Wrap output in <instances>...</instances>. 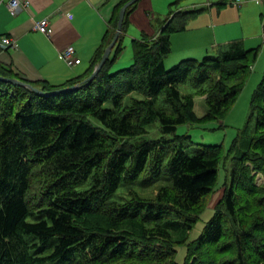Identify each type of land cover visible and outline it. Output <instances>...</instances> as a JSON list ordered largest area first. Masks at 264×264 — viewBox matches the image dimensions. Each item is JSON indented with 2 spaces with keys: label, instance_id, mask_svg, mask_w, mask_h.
<instances>
[{
  "label": "trees",
  "instance_id": "trees-1",
  "mask_svg": "<svg viewBox=\"0 0 264 264\" xmlns=\"http://www.w3.org/2000/svg\"><path fill=\"white\" fill-rule=\"evenodd\" d=\"M116 7L103 45L83 74L60 85L31 82L0 63V76L21 80L44 92L79 88L57 96L0 80V264H264V78L252 100L257 125L241 153L234 143L228 156L221 145L203 146L190 156L191 135L134 144L155 123L163 135L188 124L222 120L245 89L261 48L242 41L217 55L187 59L171 69L172 37L187 30L205 8L171 11L160 32L132 42L133 64L112 71L124 52L129 17L110 58L91 83H84L115 37L121 9ZM184 0H175L171 9ZM223 0L218 8L233 4ZM195 79L206 96L199 117L195 98L179 85ZM138 94L141 98L135 96ZM112 102L113 107L106 104ZM231 160L219 187L220 167ZM143 176V185H160L153 196L123 184ZM214 216L191 241L201 215ZM30 217L39 218L31 222ZM26 236L43 243L35 254ZM45 244V245H44ZM186 248L185 262L177 261Z\"/></svg>",
  "mask_w": 264,
  "mask_h": 264
},
{
  "label": "crops",
  "instance_id": "crops-1",
  "mask_svg": "<svg viewBox=\"0 0 264 264\" xmlns=\"http://www.w3.org/2000/svg\"><path fill=\"white\" fill-rule=\"evenodd\" d=\"M9 1L0 0V63L23 79L35 83L47 81L54 85L63 84L88 70L91 59L108 34L115 9L122 2L20 0L28 5L14 14L10 10ZM222 1L207 0L202 8H209V15H199L190 21L186 31L173 35V52L167 61L173 56L174 59L199 60L207 55H217L226 44L236 40L233 35L235 27H239V31H236L239 32L238 39L242 40L247 49H253L259 44L264 32L263 0H240L218 8L219 11L215 12V7ZM174 2L175 0H141L129 17L127 38H131L133 42L140 39L142 34L156 36L164 21L159 18L161 13L156 10V6L161 5L164 11V6L169 5L171 8ZM234 4L243 5L242 10L238 11L233 7ZM195 5L196 3L193 4ZM228 6L232 7L230 9L235 16L239 14L237 26L224 20ZM43 19L50 21L53 29L50 36L35 29L36 23ZM239 21L242 22V27ZM4 37L13 40L15 46L3 49L1 39ZM68 46L75 48V58L81 60L74 67H69L62 56V51Z\"/></svg>",
  "mask_w": 264,
  "mask_h": 264
},
{
  "label": "rangeland",
  "instance_id": "rangeland-1",
  "mask_svg": "<svg viewBox=\"0 0 264 264\" xmlns=\"http://www.w3.org/2000/svg\"><path fill=\"white\" fill-rule=\"evenodd\" d=\"M206 2L207 0H184L178 6L176 5L172 9L170 8L169 5H167V7L164 6V11H162L163 7L161 5H157L156 10L159 11V13H161L159 18L161 20H166L171 11L176 12L178 9L181 8L185 11L202 9L203 5H205ZM194 3H196L195 6H193ZM233 7L236 8L237 10L238 9L242 10L243 5L234 4ZM230 8L232 7L228 6L227 17L225 18L223 17V18L226 21L229 20L231 25L237 26L238 23L237 17L239 16V14L235 16L234 11L231 10ZM214 10L215 12L219 11L218 6L215 7ZM207 15H209V8L205 7L204 12L200 16H207ZM241 21H239V24L242 27ZM234 30L235 31L233 32V35L236 38V40L234 39L230 42L242 41L238 39L239 32H236L239 31V27H235ZM263 34L264 32H262L261 34L262 38L258 44L259 46L258 45L255 46V48L257 47L261 48L260 57L256 65L253 67L251 76L247 82L245 89L241 93L237 103L235 104L233 109L226 115L224 119L216 120L205 124L182 125L177 128L176 132L166 135H163L161 133L160 124L155 123L151 127H149L148 134L134 139L133 143L134 144L143 143L145 141L156 140L162 137L171 140L174 139L177 135L188 134L191 135L193 140V145L186 150L187 154L190 156L196 155L203 146H209V145L223 146L224 156L225 155L228 156L234 143L238 144V152L241 153L244 149L245 144L248 143L251 140L252 136L254 135L257 125V116L256 114H253L252 111V100L257 92L260 83L264 78V39H263L264 35ZM123 44L125 49L123 54L120 55V57L116 61L114 68L112 69V71L114 72L130 67L133 64L134 54H133L132 39L131 38L129 39L126 36L124 38ZM182 60H183L182 58L174 59L173 56L169 61L166 62V67L168 69H171L175 65L179 64ZM199 88L200 86L197 85L195 79H188L187 81L179 85V90L181 91L182 94L194 96L195 112L199 117H202L207 112V104H206V96L197 95ZM135 96L141 98V96L138 94H135ZM106 107L107 108L113 107L112 102L107 103ZM230 169H231V160L229 161L226 160V163H223L220 167L219 187L226 182L227 178L229 177ZM263 177L264 176L262 174H258L257 181L259 184L264 182ZM144 180L145 178L143 176H140L135 182L123 184L121 188L118 190L117 194L115 195V198L118 200L124 199V196L128 197L129 194L128 191L131 192L133 190L138 191L140 194L145 196H153L156 187L158 188L160 185H164L167 183L165 180H160L155 184L152 183L144 186L143 185ZM222 191L223 190H220L214 195L210 207L206 209V211L201 215L199 222L197 223L194 231L191 234V241L195 240L202 234L204 227L214 216L213 208L215 207V203L220 199L222 195ZM28 220L31 222H35L38 221L39 218L30 217ZM26 239L30 245L38 244V247L32 248L31 252L33 254H35L36 250L39 247L43 246L41 240L36 236H26ZM185 257H186V248L182 247L179 249L177 261L183 263L185 262ZM47 264H68V262H64L62 260H54Z\"/></svg>",
  "mask_w": 264,
  "mask_h": 264
},
{
  "label": "water",
  "instance_id": "water-1",
  "mask_svg": "<svg viewBox=\"0 0 264 264\" xmlns=\"http://www.w3.org/2000/svg\"><path fill=\"white\" fill-rule=\"evenodd\" d=\"M139 1H141V0H130L121 9L120 16H119L118 28H117L115 37L112 40L111 44L106 48L105 53H104V55L102 57V60L97 65V67L95 68L93 74L88 79H86L84 83H91L96 78V76L100 73V71L102 70L104 65L107 63L108 59L110 58V56L112 54V51H113L114 47L118 43V40H119V38H120V36H121V34L123 32V25H124L127 9L130 6L138 3ZM0 80L15 84L17 86H22V87H25V88H28V89H32L35 92H37V93H39L41 95H44V96H48V97L57 96V95H60V94H63V93L72 92V91H74V90L79 88V85H76V86H72V87H68V88H64V89H60V90H56V91H52V92H44V91L40 90L39 88H36L35 86H33L31 84L24 83V82H22L21 80H18V79L4 78V77L0 76Z\"/></svg>",
  "mask_w": 264,
  "mask_h": 264
},
{
  "label": "built area",
  "instance_id": "built-area-1",
  "mask_svg": "<svg viewBox=\"0 0 264 264\" xmlns=\"http://www.w3.org/2000/svg\"><path fill=\"white\" fill-rule=\"evenodd\" d=\"M239 1L240 0H235L234 3H238ZM263 3H264V0H263ZM25 5H28V4H23L20 0H10L9 1L10 10L14 14H18ZM35 29L46 34L47 36H50L53 32L50 21L48 19H43L41 21H38L35 25ZM1 46L3 49H7L10 47H14L15 42L8 37H4L1 39ZM62 56H63L64 61L69 67H74L77 64L81 63V60L75 58V48L73 46H68L66 49H64L62 51Z\"/></svg>",
  "mask_w": 264,
  "mask_h": 264
},
{
  "label": "bare ground",
  "instance_id": "bare-ground-1",
  "mask_svg": "<svg viewBox=\"0 0 264 264\" xmlns=\"http://www.w3.org/2000/svg\"><path fill=\"white\" fill-rule=\"evenodd\" d=\"M23 3V2H22ZM24 4H26V3H24ZM23 10V9H22ZM263 179H264V177H263Z\"/></svg>",
  "mask_w": 264,
  "mask_h": 264
}]
</instances>
